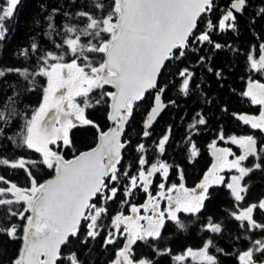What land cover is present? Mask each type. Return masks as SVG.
Wrapping results in <instances>:
<instances>
[{
  "label": "snow or ice",
  "instance_id": "obj_1",
  "mask_svg": "<svg viewBox=\"0 0 264 264\" xmlns=\"http://www.w3.org/2000/svg\"><path fill=\"white\" fill-rule=\"evenodd\" d=\"M18 3L4 0L0 5V40L9 31L6 24ZM66 3L76 11L54 8L48 17L49 37L52 32L63 34L59 42L53 41L54 50H42L33 42L20 55L28 59L36 54L35 68H0V78L15 74L27 82L25 91L40 87L42 92L41 102L29 116L14 106L19 95L15 87L12 96L0 90L5 96L0 106V169L25 173L23 185L0 174V236L8 242L22 241L9 264H85L82 255L90 256L94 243L111 251L107 264H159L137 254L138 242L150 249V256L170 257L172 264H221L220 256L233 257L237 264H264V198L247 201L250 184L246 179L257 171L264 174V42L252 45L246 53L247 70L257 78L249 76L240 93L259 106L258 115L233 113L252 132L227 135L221 129L208 145L213 163L194 187L185 185L182 169L180 182L169 183L173 166L159 157L155 163L147 159L144 143L134 149L139 154L135 174L131 164H122L131 145V140L122 137L137 107L151 95L142 132L143 137H150L148 129L168 106L163 97L169 85L161 77L171 61H183L191 51L197 67L213 74L218 83L225 80L224 69L214 63V57L232 46L214 36L239 33L249 0H227L223 7L216 0ZM61 14L66 21L58 28L55 17ZM256 16L264 18V7ZM176 74L180 92L189 95L195 70L185 66ZM90 109H103L109 126L90 119L86 114ZM17 117L23 123L9 134ZM207 123L205 115L197 112L189 128L198 132ZM81 125L96 130V145L66 159L63 149L73 147L70 132ZM170 131L156 142L160 156L166 152ZM217 141L235 146L239 154L232 147H218ZM5 142L36 155H8ZM188 143L190 157L195 159L199 149L191 136ZM45 170L49 178L42 180L39 173ZM157 174L160 182L154 183ZM220 186L228 190L231 206L223 218L205 217L206 202L212 199L210 189ZM140 191L144 202L132 203L130 198ZM112 204L117 205L115 214ZM125 206L130 214H125ZM183 216L200 220L201 231L208 235L198 247L175 252L167 246L166 226L171 223L176 232H186L189 224ZM224 239L243 240L247 246L228 251L217 243Z\"/></svg>",
  "mask_w": 264,
  "mask_h": 264
},
{
  "label": "trees",
  "instance_id": "obj_2",
  "mask_svg": "<svg viewBox=\"0 0 264 264\" xmlns=\"http://www.w3.org/2000/svg\"><path fill=\"white\" fill-rule=\"evenodd\" d=\"M249 7L241 17L239 33L226 32L214 36L218 42L227 41L232 48H225L214 57V63L222 66L225 73V80L217 82L213 74L207 73L205 69L196 66V54L191 51L183 59V61L173 60L163 71L161 77L162 83L169 85L163 100L168 104L163 110L159 118L150 128L151 136L143 137V122L146 113L151 105V95L134 112V116L130 123L125 127V135L123 139L131 140V145L124 153L122 164L127 167L131 164L132 174H135V160L139 155L134 151L139 143H144L146 147L145 157L155 163L157 157L164 160L173 167L169 172V183H179L178 171L183 170L187 187H194L203 177L204 173L211 165L212 157L208 145L217 138L221 129L227 135L249 134L252 130L239 121L233 113L237 114H257L258 105H252L248 98L242 97L240 93L245 89L249 76L256 78L254 73L247 70L246 53L252 45H257L264 40V18L256 16L258 12L257 3L259 0H251ZM221 7L227 0H216ZM4 4V0H0V5ZM60 8L61 12L72 11L66 0H19L14 10V16L7 22L6 27L9 31L6 33L4 40H0V68L16 67L33 69L36 66V54H31L25 59L20 53L29 48L35 42L42 50H54L53 41L59 42L63 34L57 35L52 32L51 37L48 33L49 29L48 17L53 15V9ZM255 19V23L252 21ZM66 18L56 15L55 24L58 28L62 27ZM75 22V21H73ZM232 49H238L234 52ZM203 54V53H201ZM190 66L195 70V83L191 85V92L185 96L180 92V78L176 74L178 68ZM38 82H43V78L37 77ZM200 87L196 88L195 85ZM221 84L223 86H221ZM174 85V86H173ZM27 82L22 77L15 74L8 75L6 78H0V90L7 96H12V88L19 93L14 105L19 112H27L30 116L32 111L41 102L42 92L40 87L35 91H25ZM233 89L235 91H233ZM106 90L113 91L111 86H106ZM173 100L175 104H169L168 101ZM211 100V103H207ZM5 102V96L0 95V106ZM227 108V111H223ZM197 112H202L208 120L207 125L199 126V131L195 132L189 128L193 123V118ZM88 117L101 124L102 127H108L110 122L105 118L103 109H90L86 113ZM23 121L17 117L12 125L9 134L19 130V126ZM169 142L166 144V152L160 156L156 150V142L166 134L168 129ZM259 135V133H257ZM71 139L73 141L72 148H64L63 152L66 159H71L74 154L88 150L96 145V130L91 126H78L71 130ZM191 136L199 149V155L192 159L190 157V145L188 138ZM222 144L220 141H217ZM5 153L13 156L27 155L34 157L36 154L26 150L15 148L8 142H5ZM251 164V158L249 162ZM178 166V167H177ZM11 172V174H9ZM0 174L7 176L9 179L15 180L20 184L25 183V173L21 171H13L8 169H0ZM43 179L49 178L48 170L39 173ZM250 184V191L247 195V201L253 202L260 198H264V174L257 171L249 178H246ZM159 174L154 178V183H159ZM212 199L206 202V210L204 216L214 215L223 218L224 210L231 206V198L228 190L224 187H214L210 189ZM132 203L140 204L144 202V194L142 191L136 192L130 198ZM112 213L115 214L117 205L112 204ZM125 214H129L127 206L124 208ZM182 219L189 224L186 232L178 233L175 231L173 224L166 226L165 237L167 246L173 248L175 252L181 251L184 247H198L203 239L207 238L206 233L200 229V220L195 217L183 216ZM203 219V218H202ZM108 221H105L107 223ZM259 238V235L257 237ZM220 247H225L228 251H233L247 246L243 240L231 241L224 239L217 241ZM138 255H148L149 258L159 262V264H172L170 257L150 256V249L138 242ZM228 245H232L231 248ZM22 241L8 242L7 237L0 236V264H9L10 259L14 257L20 247ZM90 256H83L85 264H107L111 259V251L101 248L99 243H94ZM221 264H237L235 258L230 256H220Z\"/></svg>",
  "mask_w": 264,
  "mask_h": 264
},
{
  "label": "rangeland",
  "instance_id": "obj_3",
  "mask_svg": "<svg viewBox=\"0 0 264 264\" xmlns=\"http://www.w3.org/2000/svg\"><path fill=\"white\" fill-rule=\"evenodd\" d=\"M257 115H258V113H257ZM222 144H219L218 142H217V146L218 147H232L233 148V150L234 151H236L237 152V154H239V150L235 147V146H233V145H230V144H226V143H224L223 141H220ZM209 151H210V153H211V150L209 149ZM211 157H212V162H211V164L213 163V156H212V154H211ZM211 166V165H210ZM130 214V213H129Z\"/></svg>",
  "mask_w": 264,
  "mask_h": 264
},
{
  "label": "flooded vegetation",
  "instance_id": "obj_4",
  "mask_svg": "<svg viewBox=\"0 0 264 264\" xmlns=\"http://www.w3.org/2000/svg\"><path fill=\"white\" fill-rule=\"evenodd\" d=\"M259 1H260L261 5L259 3H257L258 11H259L260 8L264 7V2H262V0H259ZM249 3H252V1L249 0ZM262 42H264V40ZM255 75H256V78H257V74H255ZM239 135H244V134H239Z\"/></svg>",
  "mask_w": 264,
  "mask_h": 264
},
{
  "label": "water",
  "instance_id": "obj_5",
  "mask_svg": "<svg viewBox=\"0 0 264 264\" xmlns=\"http://www.w3.org/2000/svg\"><path fill=\"white\" fill-rule=\"evenodd\" d=\"M113 91H114V89H113ZM162 112H163V111H162ZM162 112H161V113H162ZM159 116H160V115H159ZM159 116L157 117V119L159 118ZM157 119H156V120H157ZM156 120H155V121H156ZM155 121H154V122H155ZM154 122H153V123H154ZM152 125H153V124H152ZM148 130H150V129H148ZM85 151H86V150H85Z\"/></svg>",
  "mask_w": 264,
  "mask_h": 264
}]
</instances>
